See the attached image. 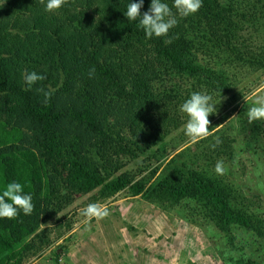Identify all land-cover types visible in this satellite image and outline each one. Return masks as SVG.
I'll return each instance as SVG.
<instances>
[{
	"label": "trees",
	"instance_id": "obj_1",
	"mask_svg": "<svg viewBox=\"0 0 264 264\" xmlns=\"http://www.w3.org/2000/svg\"><path fill=\"white\" fill-rule=\"evenodd\" d=\"M166 2L171 7L172 0ZM4 3L0 0V182L24 185L34 209L28 216L20 212L11 220L0 219V264H23L25 254L36 250L39 229L61 210L58 190L68 195L98 191L103 199L129 190L164 211L181 203L182 209L191 206L228 237L232 227L264 237L263 220L247 206L230 205L236 194L231 184L191 170L193 160H178L189 150L149 186L147 179L134 182L129 174L114 178L124 160L154 148L164 154L169 132L184 124L178 112L181 90L172 87L155 95L153 78L144 71L146 50L225 95L231 91L227 75L191 61L195 43L178 38V32L197 37L196 47L208 46L220 56L229 51L240 60L245 54L249 67L264 66L262 59L251 60L248 43L264 26V0H203L199 11L187 17V27L177 22L166 37L152 39L126 20L128 0H67L53 12L41 0ZM149 4L144 0L142 13ZM81 6L93 15L78 13ZM33 71L46 79L27 90L24 75ZM114 88L119 91L112 95ZM187 139L183 136L180 143ZM221 141L198 146L202 156L210 153L209 164L226 153L232 157L234 140Z\"/></svg>",
	"mask_w": 264,
	"mask_h": 264
},
{
	"label": "rangeland",
	"instance_id": "obj_2",
	"mask_svg": "<svg viewBox=\"0 0 264 264\" xmlns=\"http://www.w3.org/2000/svg\"><path fill=\"white\" fill-rule=\"evenodd\" d=\"M76 11L93 15L82 6ZM176 19L185 27L189 24L187 18L176 16ZM253 35L248 42L249 51L253 53L250 57L255 58L251 60L259 63L262 59L264 62V51L256 50L259 44L260 49H264V26L258 35ZM181 36L195 43L190 45L191 61L205 70L227 75L231 91L223 95L213 83L199 82L146 50L144 55L148 58L144 71L153 78L155 95L172 87L181 90L183 96L178 112L184 124L177 131L169 132L171 134L163 145L164 154L154 148L141 157L124 160L114 178L129 174L134 182L147 179L149 186L173 159L189 150V154H183L178 160L186 163L193 160L191 170L205 173L217 181L224 179L236 190V194L229 198L230 205L235 208L247 206L251 213L264 221V119L250 120L248 117L249 108L264 98V66L249 67L245 54L242 56L244 60H240L229 51L220 56L208 46L196 47L198 42L194 38L197 37L190 32L187 35L184 31L178 32V38ZM114 89L112 95L119 91ZM193 92L211 95L215 102L222 97V102L217 114L209 117L211 124L207 136L195 141L188 137L180 143L186 136V117L180 112V105ZM171 115L176 116V109ZM255 127L257 131H253ZM221 138L234 140L231 160L226 153L222 160L209 164L210 153L202 156L198 146L220 145ZM193 154L198 157L192 158ZM151 173H154L153 178ZM57 196L63 203L61 210L41 226L40 238L34 240L37 248L31 254H25L23 264H54L56 259L57 264H264V237L236 227L229 230L228 237L216 225L207 223V216H200L193 207L180 208L184 203L171 207V211H164L141 195L133 197L129 190L107 199L101 198L98 191L68 195L58 190ZM93 203L106 208L108 215L90 220L85 217L84 209ZM32 239L33 236L26 243ZM17 251L20 252L21 248Z\"/></svg>",
	"mask_w": 264,
	"mask_h": 264
},
{
	"label": "clouds",
	"instance_id": "obj_3",
	"mask_svg": "<svg viewBox=\"0 0 264 264\" xmlns=\"http://www.w3.org/2000/svg\"><path fill=\"white\" fill-rule=\"evenodd\" d=\"M45 4V10L53 12L64 6L67 0H41ZM6 3V0H5ZM4 3V4H5ZM3 4V5H4ZM203 0H172L171 7L166 0H150L147 11L141 12L144 7V0L130 2L128 0L126 11L123 13L128 22L144 32L146 39L166 37L169 31L177 24L176 16L187 18L194 15L202 7ZM3 7V6H2ZM0 7V8H2ZM175 9V13L173 12ZM170 43L171 41H165ZM95 68L89 71V77L93 76ZM44 75L37 72H28L24 75V83L27 90H31L37 82L45 80ZM222 97L218 102L213 101L211 95L200 92H193L182 105L180 112L186 117L184 132L187 137L195 141L208 135L211 121L210 116H215ZM248 117L250 120L264 119V98L258 99L255 106L249 108ZM220 165H217V171ZM24 185L12 181L0 182V219H13L22 212L25 216L31 215L34 209L32 195L24 192ZM83 215L89 220L101 219L108 215L106 208L98 204H89L83 211Z\"/></svg>",
	"mask_w": 264,
	"mask_h": 264
}]
</instances>
